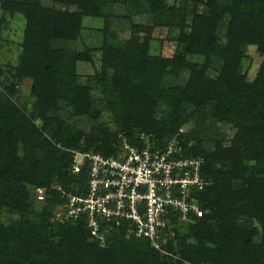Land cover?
<instances>
[{"label": "trees", "instance_id": "trees-1", "mask_svg": "<svg viewBox=\"0 0 264 264\" xmlns=\"http://www.w3.org/2000/svg\"><path fill=\"white\" fill-rule=\"evenodd\" d=\"M48 1L0 0L3 15L25 21L16 62H0V264H264V0H57L65 10ZM84 18L102 22L100 43L79 52L70 45ZM115 19L129 22L127 38ZM158 29L172 56L153 51ZM249 46L262 57L253 81L242 67ZM77 62L95 69L85 82ZM19 79L31 80L30 109L15 100ZM103 110L114 131L99 123ZM82 119L89 133L67 122ZM186 125L179 141L204 159L207 185L194 197L206 213L176 226L165 254L126 224L104 226L102 245L84 217L55 219L88 179L70 172L69 148L115 157L123 139L141 148V135L159 143Z\"/></svg>", "mask_w": 264, "mask_h": 264}, {"label": "built area", "instance_id": "built-area-1", "mask_svg": "<svg viewBox=\"0 0 264 264\" xmlns=\"http://www.w3.org/2000/svg\"><path fill=\"white\" fill-rule=\"evenodd\" d=\"M185 132L181 128L159 143L141 135V148L123 139L115 157L69 148L73 156L70 172L86 169L88 179L83 194H64L55 219L84 217L91 236L102 245L104 226L116 229L126 224L134 237L148 240L165 254L163 247L174 238L176 226L206 213L194 197L207 185L201 173L204 159L183 153L179 138ZM46 192L36 189L37 200L43 201Z\"/></svg>", "mask_w": 264, "mask_h": 264}, {"label": "rangeland", "instance_id": "rangeland-1", "mask_svg": "<svg viewBox=\"0 0 264 264\" xmlns=\"http://www.w3.org/2000/svg\"><path fill=\"white\" fill-rule=\"evenodd\" d=\"M169 4L175 5L176 7H183L185 0H167ZM49 5H53L56 8L65 10L66 7L57 0L48 1ZM70 10H77L73 5L69 7ZM116 14L124 16L125 11L118 9L115 11ZM135 23H148L150 22L149 16H134L131 19ZM83 24L85 30L82 32L80 39L70 45L71 49L76 51H82L84 47L98 46L100 43L99 33L97 29L102 27V22L97 21L91 18H84ZM129 22L127 20H117L112 21V29L118 34L120 39H125L129 36ZM25 21L21 15L15 14L13 16L3 15L0 10V62L6 63L11 62L14 64L19 55V44L22 42L23 31H24ZM166 30L158 29L154 33L156 38L153 41L152 47L153 51L156 53H163L165 56H172L175 45L172 42H164L163 44L159 41H164L166 38ZM159 40V41H158ZM162 46V47H161ZM194 59V58H193ZM197 59V58H196ZM199 61V60H198ZM262 61L261 55L256 51L254 46H249L246 48V58L242 62L243 71L247 74L248 81H253L260 63ZM99 65L97 64V68ZM94 67L86 62H77L76 63V73L80 77L81 82H85L86 77L94 73ZM186 78V72L181 74L179 84L184 85ZM18 95L15 98L16 102L20 107L26 106L30 109L31 106V97H30V85L31 80L29 79H19L16 82ZM95 97H100V92L95 91ZM111 114L108 111L103 110L102 116L99 118V123L103 122L106 126V130L111 132L116 129L114 125L110 123ZM64 117V115H63ZM77 129H81L89 133L93 121L82 119L81 121L68 120ZM39 123V121H37ZM190 125H186L183 129L189 130ZM231 134V133H230ZM79 146V145H78Z\"/></svg>", "mask_w": 264, "mask_h": 264}]
</instances>
